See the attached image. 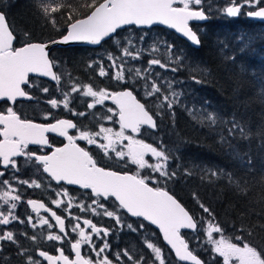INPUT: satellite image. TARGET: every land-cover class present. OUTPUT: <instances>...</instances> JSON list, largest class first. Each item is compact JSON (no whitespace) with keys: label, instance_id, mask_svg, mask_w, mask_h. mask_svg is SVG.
Here are the masks:
<instances>
[{"label":"snow or ice","instance_id":"1","mask_svg":"<svg viewBox=\"0 0 264 264\" xmlns=\"http://www.w3.org/2000/svg\"><path fill=\"white\" fill-rule=\"evenodd\" d=\"M203 3L204 0H79L74 6L70 0H39V7L45 20L57 30L59 27L56 14L66 15V34H63L59 41H51L52 44L83 41L99 45L106 38L118 37V30L126 26L140 28L160 24L175 29L193 44L199 45L200 39L190 26V21H202L207 18ZM245 8L250 9L246 12L247 16L264 19V0H229V6L224 12L235 17ZM24 35L27 37L29 34ZM139 40L143 42L144 36L141 35ZM16 42L14 27L9 25L5 13L0 11V102H7L8 105L0 109V169H3L0 170V188L5 189L0 194V225L27 223L33 229L47 226L49 230L56 226L58 233L49 231L46 236L41 233L38 237L27 232L19 235L33 243L39 238L60 244L67 241L74 258L66 255L63 247L55 250L56 255L39 248L33 255L31 249L20 244L18 234L11 230L0 231V252L4 250L3 242L7 241L16 246L17 255L24 258V264H42L39 258L47 264H125V261L128 264H147L143 255H136L129 249L113 253L107 240L112 229L99 227L91 218L75 215L72 212L75 198L70 197L67 189L54 190L57 198L50 201L63 215L42 201L28 199L26 203L31 206V211L36 213V222L33 221L32 215L21 219L16 214L18 205L22 202L18 186L27 185L37 189L42 187V182L37 179H20L14 174L11 180L4 178L7 170L18 173L20 168L17 158H24L26 164L47 175L49 183L46 187H50L51 181H55L57 185L66 182L68 185L90 190V203H76L75 207L79 212L104 216L115 220L116 224L121 226H124L121 215L124 213L157 226L163 240L180 262L203 264L182 234V230L197 231L200 224L206 237L205 243L211 245L212 252L222 258V264H264V247L254 246L243 236L226 237L224 229L215 222L214 214L203 203H200V207L208 214V219L198 220L193 217L164 186L175 179L177 173L169 170L171 157L165 150L163 141L160 140L154 145L138 138L145 127L153 131L158 130L157 118L162 120L164 115L161 109L166 107L170 115L175 116L173 106L180 102L181 93L173 90V81L163 79L160 73L153 72L154 66L171 72L179 70L178 66L183 57L173 56L172 45L166 42L163 45L154 43L148 48H142L131 38H125L123 42L114 39L119 54H107L108 67L104 66L103 61L89 63L88 67H98L99 77L110 76L117 83L124 84L125 88L120 91L94 88L92 84L81 85L70 79V91H63L59 89L62 76L54 70L56 64L49 58V43L28 41L17 47ZM161 47L165 49L164 54L168 62H162L153 55L160 54ZM144 55L152 57L147 61V67L141 68L135 64L125 67L130 61L141 60ZM172 64L176 67L171 66ZM30 74L49 77L56 82L62 99H49L47 104L51 109L62 107L78 117L91 115L95 118L97 129L93 130L71 119L56 118L51 111L43 115L42 119L46 121L43 123L22 118L15 105L20 98L33 99L27 90L34 86L29 79ZM193 80L196 83L201 82L195 77ZM139 81H143L141 87L144 102L134 95V88L126 86L129 83L135 85ZM165 86L167 93L163 91ZM42 91L48 93L49 89L44 87ZM74 93L92 98L91 102L86 104V111L78 112L70 107ZM153 97L157 101L155 106L158 111L155 113L146 107L148 99ZM106 101H111L115 107H106L104 113L92 111L98 105L104 106ZM206 119L209 124L216 123L214 113H208ZM104 122L117 124L118 130L105 127ZM70 130H75L74 134H70ZM235 130H239L243 136L244 128L233 118L229 134H234ZM49 134L64 138L66 143L55 146L50 141ZM79 142L95 146L109 161L123 162L125 168L132 165L137 170L129 173L101 166L95 155ZM30 146L38 148L33 151ZM45 149L50 151L46 152ZM146 157H151L154 162H150ZM144 170H149L150 174L143 175ZM190 174L185 170V175ZM211 174L217 175L216 172ZM60 197H69V200L66 203ZM109 200H114V203L109 205ZM41 209L50 214L49 217L40 216ZM66 219L75 221L68 230ZM50 220H54L55 225ZM126 227L136 232L143 230L145 225L141 223L134 228L129 223ZM71 234L78 236V239ZM248 234H252L250 230ZM233 239L236 242H233ZM96 241L101 243L98 245ZM83 246H87L86 252L90 254L82 252ZM145 246L152 253V264H167V257L159 246L148 238Z\"/></svg>","mask_w":264,"mask_h":264},{"label":"trees","instance_id":"2","mask_svg":"<svg viewBox=\"0 0 264 264\" xmlns=\"http://www.w3.org/2000/svg\"><path fill=\"white\" fill-rule=\"evenodd\" d=\"M78 2H73L74 6ZM38 4V0H0V11L17 31H49L48 22L39 15ZM56 15L61 17L59 30L63 32L66 15ZM223 26L213 24L212 49L207 44L201 49L194 48L196 59L205 61L208 76L212 75L213 80L191 71L195 67L180 66L182 74L189 78L186 89L189 97L173 106L174 117L166 107L163 109L164 148L171 157L169 170L177 173L168 188L198 220L208 219L200 207L203 203L225 232L264 247V100L257 87L258 74L252 71L257 66L249 65V72H243L238 65L257 63L255 58L263 59L264 51L259 55L257 52L264 48L256 42L244 41L234 49L229 45V53L223 49L219 53L223 35L218 33L224 30ZM198 67L203 69L201 65ZM193 77L201 82L196 83ZM260 78L264 79V73ZM196 89L200 93L194 95ZM200 94L203 99L198 100ZM186 105L193 111V118L185 116ZM208 113L215 114L214 125L207 121ZM233 118L244 128L243 136L239 130L229 134ZM207 164L213 168L210 172L217 175L207 174ZM185 170L191 174L185 175ZM201 227L199 224V231L194 233L197 239H190L191 248L195 242L203 252L198 255L206 264H212L215 255L207 243L198 239ZM163 246L173 257V252ZM173 260L182 264L175 256Z\"/></svg>","mask_w":264,"mask_h":264},{"label":"flooded vegetation","instance_id":"3","mask_svg":"<svg viewBox=\"0 0 264 264\" xmlns=\"http://www.w3.org/2000/svg\"><path fill=\"white\" fill-rule=\"evenodd\" d=\"M75 1L76 0H70V2L72 3ZM227 6H229V0H204L202 7L205 10V14L207 18L202 21H190V26L192 27L193 31L197 32V35L200 39L201 42L200 48H196L186 38H184L176 31L166 26L158 25L150 28L148 27H142V28L149 29L148 39L155 41H159V40L163 41L166 39L169 45L173 46L172 53L174 54V56L183 57L181 61V64L183 65L190 58L196 56L195 49H201L204 46V44H207V42H210V39L213 38L212 29L214 23L222 24L224 25L223 27L229 26V28L232 31L234 30L237 31L234 32L235 35L243 38L251 31L254 32L261 29L264 32V19L247 16L246 12L249 11L250 9L247 8L242 9L241 10L242 15L240 13L236 17H233V16H228L226 12H224V9ZM38 11L40 12L39 4H38ZM39 15L45 20L41 12L39 13ZM56 18H57V25L60 28L59 19L61 17L56 15ZM234 22L237 23V25ZM48 25L50 27V30L46 32L22 31V30L17 31L14 29L17 35V42L15 46L17 47L22 46L23 43L28 41L49 43L51 41L61 38L63 34H66V30L61 32L60 30H57V28H54L50 22H48ZM135 27L136 26H127L126 28L119 30L118 37L107 39L98 46H69V47H55L51 49L49 57L56 64V68L54 70L57 71V73L61 74L62 76L59 89L63 91H70V84L68 83V81L72 79L76 83H79L81 85L92 84L94 88H105L113 91L123 90L125 88L124 84L117 83L116 81L112 80L110 76L99 77L97 74L98 67L94 66L92 68H89L88 64L103 61L104 66L107 68L109 64V61L107 60V54L110 52L113 54H119V49L117 48L114 39H119L121 40V42H123L125 38L132 39L133 38L132 33H130L129 31L133 29L137 30L138 27L136 28ZM25 33H28L29 35L25 37L24 35ZM135 34H136L135 39L138 40L140 37V33L136 31ZM218 34L223 35L224 30L220 31ZM202 58H206V57L202 56ZM197 60L200 61L201 59H197ZM253 62L249 64H251L252 67H256V63ZM130 66H132L130 62L128 65H125L126 68ZM170 73L172 72L169 71L168 74ZM204 74L205 75L208 74V68H206V72ZM202 78L204 79V76H202ZM29 79L34 86L27 90L30 92L33 99L29 100V99L20 98L17 100L15 105V109L22 116V118L32 119L34 122L37 123H43L46 122L42 119L43 115L51 111L56 118L71 119L74 122H80L81 125H87L89 128L93 130L97 129L98 125L95 124L94 122L95 118L91 115L87 117H78L71 115L70 112L64 110L62 107L60 109H51V106L47 104V101L49 99L53 97H56L57 99H62V96L60 95V91H58V86L55 81H52L49 77L39 76L38 74H31L29 76ZM259 81L264 83L263 78H261ZM142 84L143 81H139L135 85L129 83L126 86L128 88H134L135 89L134 95H136L137 99H140L141 102H144V97H143L144 92L141 87ZM44 87H47L49 89L48 93H44L42 91ZM91 99L92 98L90 97L88 98L82 97L79 93H74L72 94V103L70 104V107L75 108V110L78 112L86 111V104L88 102H91ZM7 106H8L7 102H0V109L5 108ZM106 107H115V105H113L111 101H106L104 106L98 105L97 108L92 111L97 113H104ZM146 107L150 109L148 102ZM150 110L151 112L155 113V111L152 108ZM161 123L162 122H160V119L157 118V124L159 127L158 130L153 131L145 127L144 129H142V135L139 136L138 138L145 139L146 142L153 143L154 145L157 144L160 140H162L164 146V126L162 127L163 123L162 124ZM104 126L113 127L114 130H118L119 127L117 124H113L109 122H104ZM74 132L75 130H70V134H74ZM49 138L50 141L57 147L62 146L63 143H66L64 138L59 137L58 135L55 134H49ZM79 143L81 144L82 147H87L95 155V158L98 160L101 166L109 167L120 171H128L129 173L135 172L137 170L135 166L129 165L127 168H125L123 162H118L116 160L109 161L105 159L103 157V154L95 146L86 145L84 142H79ZM30 148L31 150L36 151L38 146H30ZM45 151L47 152L50 150L45 149ZM17 159L20 168L19 172L12 173L11 170H7L4 178L11 180V177L14 174V175H18L20 179H29V180L37 179L38 182H42V187L39 189L35 187L29 188L27 187V185L18 186L19 191L22 194V202L18 205L16 214L21 219H25L28 215H32L33 221L36 222L37 219L36 213H33L31 211V206L26 203L28 199H35L37 201H42L46 204V206L52 208V210L54 211H57L58 214L63 215L60 209H57L54 205H51L50 201L51 199L57 198L55 196L54 190H59L61 188H64L68 190L70 197L75 198L73 200V208H72V212L75 215H79L82 218H91L93 219V222L97 223L99 227H106L112 229V232L107 237V240L111 244L113 253L121 249H129L136 255H143L146 258L149 251L145 246L146 238L150 239L151 242H153L155 245L158 242H160L162 246L166 245L162 235L156 230V228L152 227L147 221H144L143 219L131 217L128 214L121 213L123 217L122 224L124 225L121 226V225H117L115 220L113 219L104 216H92L90 213L79 212V210L75 207V205L78 202L90 203L91 202L89 199L90 190H83L79 188V186L68 185L66 182H62L61 185H57L55 181H51V186L46 187V185H48L49 183V178L47 177L46 174H41L37 172L35 167L25 163L24 158H17ZM146 159H149L150 162H154L151 157H146ZM143 173H145V175L150 174L149 170H144ZM4 190L5 189L0 188V194H2ZM170 192L177 199H179V196L177 194H175L172 191ZM60 198L63 199L66 203L69 200V197H60ZM113 203L114 200L108 201L109 205H112ZM49 215L50 214L45 213L43 209L40 210V216H44L47 218L49 217ZM50 222L53 223V225H55L54 220H50ZM65 223H66V230H68L71 228L72 224L75 223V221L70 222L69 220L66 219ZM129 223H131L134 228H137L138 225L141 223H143L145 227L143 230H138L136 232H133L126 227V225ZM7 230H11L17 233L18 234L17 238L20 244L25 248L31 249L33 255L35 254L37 248L48 251L50 254L56 255L57 253L55 250L57 248L63 247L65 250V254L69 255L70 258H74V253L71 252L70 245L67 241L63 244H60L59 242L48 241L44 238H39L36 243H33L31 240L26 239L23 235H19L20 233L27 232L29 235H37L38 237L41 236V233H43V235L46 236L49 233V231H51L52 233H58V227L56 226H54L53 229L49 230L47 229V226L37 227L36 229H33L27 223L20 224L17 222H13L7 226L0 225V231H7ZM154 233L157 235V239ZM182 234L189 241L190 245H191L190 239L196 238L194 233L189 231H184ZM71 235H73L74 238L78 239V236H75V234H71ZM96 242L98 245L101 243L100 241H96ZM3 247H4L3 252H0V264H24V258L17 255V248L15 245L5 241L3 242ZM86 248L87 246H83L82 252H85L86 254H90L86 252ZM39 259H41L42 264H47V262L43 261L42 258ZM212 260H213L212 264H222L220 262V257L218 256L212 257ZM125 264H128V262L125 261Z\"/></svg>","mask_w":264,"mask_h":264},{"label":"rangeland","instance_id":"4","mask_svg":"<svg viewBox=\"0 0 264 264\" xmlns=\"http://www.w3.org/2000/svg\"><path fill=\"white\" fill-rule=\"evenodd\" d=\"M38 2H39V0H38ZM148 30H149L148 28H138L137 30L133 29V30L129 31L130 33H132V36H133L132 40L137 44L138 47L148 48L151 45H153L154 43H158V44L163 45L166 42L167 44H169L166 39L163 40V41H161V40L155 41V40L148 39ZM136 31H138L140 33V36L141 35L144 36L143 42H141L139 39L138 40L135 39V37H136L135 32ZM222 38H223V42H220V44H219L220 47H218L219 48V53L222 51V49L226 53H229V49H228L229 45L234 49V48L239 47L240 44L242 42H244V41L245 42L246 41L256 42V43L260 44L258 47L264 48V45H263L264 44V32L261 29H259L257 31H254V32L251 31L250 33H248L243 38V37H239V36L235 35V33L229 28V26H225L224 27V34H223ZM236 40L238 41L237 44L235 43ZM209 45L212 46L211 49L214 47V45H212L210 42H207V46H209ZM263 51H264V49L259 50V52H257V55L261 54ZM164 53H165V49L163 47H161L160 54H153V55L157 56L158 58H160L162 60V62H168L167 61V56ZM114 55H118V54H114ZM173 56H174V54H173ZM150 58H152V57H150L148 55H144L141 60L136 61V62H131L130 61V63L132 65L135 64V66L144 68V67H147V61ZM255 61L257 62L256 66H257L258 69H255V70H252V71H253V73L256 72V75L258 74L259 79H256L257 80V87H258L259 93L261 94V96H262V98L264 100V83L259 81L261 79L260 77L264 73V65L262 64V62L264 61V58L263 59H258V60L255 58ZM204 63H205V61L204 62L203 61H199V60L196 59V57H192L188 61H186L183 65L180 64V66H182V67H189V66L190 67H195L196 69L195 70L191 69V71H196L199 74H202V76H203V74L206 72V67L204 66ZM199 65H201L203 69L198 67ZM238 65H240L241 71L249 72V65L251 66V64L243 63V64H238ZM171 66L176 67L175 64H172ZM180 66H179V70L178 71L172 72L170 74L167 73L169 71H165L164 69H161L158 66H154L153 72L154 73L155 72L160 73L161 74V78H163V79L173 81V90L176 91V92L181 93L180 99H187L189 97V92L186 89H188V86H189V78L186 75L182 74ZM207 76H208V74L204 75V79L213 80V78L211 77L212 75H209L208 77ZM157 82L159 83V81H157ZM197 89L195 90L194 95L196 93H200L199 91H197ZM163 91L165 93H167V87L166 86L164 87ZM143 97H144V93H143ZM207 97H209V96H207ZM201 99H203V97L200 94L199 97H198V100H201ZM147 102H148L150 108H152L155 112L158 111V109L155 106L156 103H157L155 97L149 98ZM186 109L187 110L185 112V116L187 118H190V117L193 118L194 117V113H193V111L191 109H189L188 105H186ZM160 111H163V109H161ZM163 117H164V115H163ZM162 120L160 119V122H162ZM162 127H163V125H162ZM206 169H207V174H210L211 173L210 171L213 168L209 164H207ZM142 174L145 175V173H143V172H142ZM174 180L175 179H173V180H171L169 182H174ZM169 182L166 185H164V186H166V188L168 190H170L168 188ZM170 191H172V190H170ZM215 221L217 222V220H215ZM202 233L203 232L201 231L198 234V235H200L198 239H200V241H203L205 243L206 237ZM154 235H156V234L154 233ZM215 235H217V234H214V236ZM224 235L226 237H229V238H234L235 237L231 233L225 232V231H224ZM156 239H157V235H156ZM195 239H197V237ZM233 242H236V241L233 239ZM156 245L159 246L163 250L165 256L167 257V264H180V263L175 262L173 260L174 256L172 257V255L166 250L165 246H162L160 244V242H158ZM193 246H194L193 247L194 252H196L197 254L198 253L203 254L202 250L197 246V244L195 242H193ZM209 248L211 250V245H209ZM213 254L215 256H217V254H215L214 252H213ZM145 259H146L147 264H152V253H151L150 250L148 251L147 257ZM220 262L222 263V258H220Z\"/></svg>","mask_w":264,"mask_h":264},{"label":"water","instance_id":"5","mask_svg":"<svg viewBox=\"0 0 264 264\" xmlns=\"http://www.w3.org/2000/svg\"><path fill=\"white\" fill-rule=\"evenodd\" d=\"M6 15V14H5ZM7 17V16H6ZM7 20H8V18H7ZM9 22V21H8ZM10 25V24H9ZM158 25H160V24H155V25H152L151 27H153V26H158ZM160 26H166V25H160ZM127 27V26H126ZM125 27V28H126ZM166 27H168V26H166ZM140 28H142V27H140ZM148 28H150V27H148ZM169 28V27H168ZM170 29H172V28H170ZM172 30H174V31H176L175 29H172ZM119 31V30H118ZM177 32V31H176ZM178 34H180L181 36H183V34L182 33H179V32H177ZM184 38H186L185 36H183ZM199 38V37H198ZM61 38H59V39H56V40H54V41H59ZM107 39H110V38H106L105 40H107ZM187 39V38H186ZM104 40V41H105ZM188 40V39H187ZM104 41H102L101 43H103ZM189 41V40H188ZM191 42V41H190ZM192 43V42H191ZM100 45V44H99ZM192 45H194L196 48H200L201 47V42H200V44L199 45H195V44H193L192 43ZM69 46H98V45H93V44H90V43H88V42H83V41H70V42H68V43H55V44H52V43H50L49 42V48L47 49V51H48V54H50V50L51 49H53V48H55V47H69ZM50 58V57H49ZM31 75V74H30ZM170 192V191H169ZM171 193V192H170ZM172 194V193H171ZM173 195V194H172ZM176 198V197H175ZM177 199V198H176ZM184 207H185V209L186 210H188L187 209V207L179 200V199H177ZM189 211V210H188ZM189 213L194 217V215L189 211ZM136 218V217H135ZM140 219H142V218H140ZM149 223V222H148ZM153 227H155L157 230H158V232L162 235V233L160 232V230L158 229V227L157 226H155V225H152ZM198 229H199V225H198ZM184 231H191V232H196V231H192V230H182V232H184ZM198 231V230H197ZM163 237V236H162ZM166 243V242H165ZM166 245H167V243H166ZM169 248H170V246L169 245H167ZM194 254H196L195 252H194ZM197 255V254H196ZM198 256V258L203 262V264H206L205 263V261L199 256V255H197ZM182 263H185V264H191V262H182Z\"/></svg>","mask_w":264,"mask_h":264},{"label":"bare ground","instance_id":"6","mask_svg":"<svg viewBox=\"0 0 264 264\" xmlns=\"http://www.w3.org/2000/svg\"><path fill=\"white\" fill-rule=\"evenodd\" d=\"M241 15H242V13H241ZM236 17V16H235ZM240 18V17H239ZM237 19V18H236ZM154 27V26H153ZM198 31V30H197ZM199 34V33H198ZM104 47V46H103ZM102 84V83H101ZM99 85H100V83H99ZM115 91V90H114ZM151 109V108H150ZM159 128V127H158ZM162 130V129H161Z\"/></svg>","mask_w":264,"mask_h":264}]
</instances>
